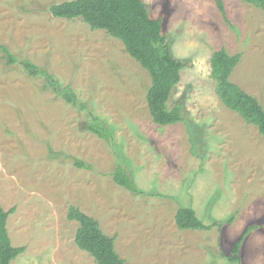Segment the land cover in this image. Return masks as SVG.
Here are the masks:
<instances>
[{"label": "rangeland", "instance_id": "374dc122", "mask_svg": "<svg viewBox=\"0 0 264 264\" xmlns=\"http://www.w3.org/2000/svg\"><path fill=\"white\" fill-rule=\"evenodd\" d=\"M64 1L0 0V45L18 59L0 48V202L14 209L13 245L26 246L12 264H96L75 241L71 205L116 238L126 264H233L226 255L250 224L243 264H264V135L222 102L211 77L214 51L241 53L231 79L264 106V10L221 0L224 16L219 0H144L186 62L169 101L183 119L167 126L150 114L148 71L105 30L53 16ZM24 59L71 86L78 105L45 89ZM95 115L111 142L88 128ZM118 166L140 194L115 182ZM182 205L213 227L179 229Z\"/></svg>", "mask_w": 264, "mask_h": 264}, {"label": "trees", "instance_id": "16d2710c", "mask_svg": "<svg viewBox=\"0 0 264 264\" xmlns=\"http://www.w3.org/2000/svg\"><path fill=\"white\" fill-rule=\"evenodd\" d=\"M264 10V0H244ZM224 16L226 11L219 0ZM53 16L75 19L80 18L93 30H105L109 35L120 39L127 52L151 77L147 91V102L150 114L155 123L170 125L183 119V108L180 104L169 106L170 98L181 80V71L186 65L182 59L175 57L171 43L163 32L162 18L151 15L144 0H68L51 5ZM4 58L8 63L18 59L5 45H0ZM242 54H230L226 48H220L211 56V77L216 82V91L222 102L240 114L248 123L258 127L264 135V106L253 94L246 91L240 84L231 79L235 67L239 64ZM20 63L32 77L45 79L44 88L52 89L68 103L78 105L79 99L75 90L60 82L46 69L31 60L24 59ZM86 108L85 104H82ZM88 128L101 138L111 142L114 136L112 128L100 116H91ZM77 166H85L84 161L76 160ZM115 182L135 194H140L136 182L129 173L118 166L113 173ZM14 211L5 210L0 202V264H12V261L26 250V246H15L8 230V218ZM71 220L78 222L75 241L77 245L90 253L96 264H126V260L116 249V238L107 234L94 216L71 205L67 214ZM179 229L209 230L212 224H206L191 206H180L176 213ZM234 220V217L230 220ZM256 227L250 224L236 239L231 253L226 258L233 264H243L240 251L249 232Z\"/></svg>", "mask_w": 264, "mask_h": 264}]
</instances>
